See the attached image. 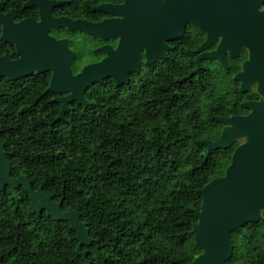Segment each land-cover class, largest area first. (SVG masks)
<instances>
[{"label":"trees","instance_id":"16d2710c","mask_svg":"<svg viewBox=\"0 0 264 264\" xmlns=\"http://www.w3.org/2000/svg\"><path fill=\"white\" fill-rule=\"evenodd\" d=\"M42 76L0 78V141L11 175H26L34 189L43 186L55 201L63 199L64 210L78 209L93 243L83 247L85 263L70 223L46 210L35 213L24 186H6L0 190V264L193 262L202 253L193 233L194 209L203 205L198 189L224 174L237 145L207 155L193 141V135L215 134L199 106L212 95L203 86L192 94L186 83L175 89L164 82L155 112L154 100L143 106L136 95L130 102L122 86L105 80L93 88L91 105H76L69 121L52 126L60 105ZM232 113L235 108L225 115ZM233 242L225 264H264V219L246 223Z\"/></svg>","mask_w":264,"mask_h":264},{"label":"water","instance_id":"95a60500","mask_svg":"<svg viewBox=\"0 0 264 264\" xmlns=\"http://www.w3.org/2000/svg\"><path fill=\"white\" fill-rule=\"evenodd\" d=\"M145 1L153 4L155 0ZM217 2L222 5L221 15L214 7ZM165 4L179 9L180 33L177 36L182 34L187 23L208 29L218 28L220 18V21L225 20L226 32H208L206 42L198 50L208 47L221 35L218 49L200 55L195 71L200 69L199 59L206 56L218 57L227 65L222 47L228 49L233 58L245 49L248 58L235 78L240 80L241 90L257 81L258 92L262 95L259 101L244 102L251 113L218 118L225 125L219 140L198 141L195 136H191L195 143L207 146V155L212 150L229 149L235 141L243 140L234 148L223 176L213 178L198 189L203 205L194 209L198 222L194 225L193 233L196 246L202 253L190 264H225L234 251L232 234L243 233L246 223L264 219V12L260 10L264 0H165ZM37 33L40 34L35 41H28L22 38L23 35L3 32V40L15 46L19 58L11 60L0 55V78L17 81L33 74L53 72L54 78L47 92L69 93V96L54 100L63 106L52 126L60 120L69 121L66 115L71 110V101L89 105L84 92L96 82L109 76L115 78L117 86L128 82L123 67L110 66L106 60L74 75L70 63L67 67L64 65L66 55L70 59L75 55L69 50L67 41H57L47 32ZM64 77L68 78V82L60 85L59 80ZM11 173V162L5 145L0 141V190L6 186H24L29 193L30 207L35 213L41 214L46 210L47 216L53 220L70 223L79 241L77 254L87 263L89 252L83 247L91 246L93 240L86 223L81 219V212L78 209L64 210L63 199L55 201L43 186L34 189L31 179L26 175L13 177Z\"/></svg>","mask_w":264,"mask_h":264},{"label":"flooded vegetation","instance_id":"af4514ba","mask_svg":"<svg viewBox=\"0 0 264 264\" xmlns=\"http://www.w3.org/2000/svg\"><path fill=\"white\" fill-rule=\"evenodd\" d=\"M214 7H217L218 15H221V2H217ZM223 10L225 14V8ZM260 10L264 12V4ZM178 19L179 9L165 4V0H155L153 4L145 0H0V55L11 60L19 58L15 46L3 40V32L23 35L22 38L28 41H35L40 34L37 32H47L48 36L57 41H67L69 50L74 52L73 59L68 55L64 59V65L67 67L70 63L74 75H79L86 67L103 60L110 66L123 67L128 82L119 86H122L125 96L132 102V98L137 95L138 99L135 100H139L143 106H146L149 99L154 100L155 112L161 107L164 82L175 89L184 85L179 82L186 83L192 94L203 89V86L205 92L212 96L204 98L199 106L207 118L208 128L212 124L215 134H208L201 139L193 136L198 141L215 142L225 128L218 118L251 113L244 102L259 101L262 95L258 92L257 81L241 90L240 80L235 78L248 58L245 49L233 58L230 51L222 47L227 65L218 57L206 56L199 59L201 66L195 71L200 55L218 49L221 35L208 47L198 50L206 42L208 32H226L225 20L220 21V18L218 28L208 29L187 23L182 34L177 36L180 33ZM164 68L170 69L171 74L164 71ZM177 68L181 75H178ZM33 75H44L41 78L47 81L46 93L50 94L53 102L57 98L69 96V93L47 92L54 78L53 72ZM105 80L116 85L115 78L109 76L86 88L84 96L89 105L95 100L93 88ZM59 82L60 85L67 83L68 78L64 77ZM3 95L2 90L0 96ZM55 103L60 105V114L63 105ZM76 105L84 104L71 101V110L67 114L75 111ZM230 108H235L236 113L225 115ZM210 116H213L214 122ZM241 142L243 140L235 141L233 145ZM204 146L207 154V146Z\"/></svg>","mask_w":264,"mask_h":264}]
</instances>
